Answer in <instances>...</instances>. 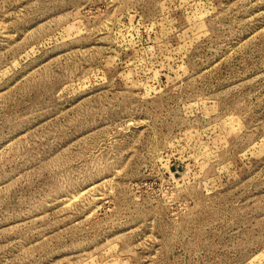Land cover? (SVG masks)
Masks as SVG:
<instances>
[{"label": "rangeland", "instance_id": "1", "mask_svg": "<svg viewBox=\"0 0 264 264\" xmlns=\"http://www.w3.org/2000/svg\"><path fill=\"white\" fill-rule=\"evenodd\" d=\"M0 264H264V0H0Z\"/></svg>", "mask_w": 264, "mask_h": 264}]
</instances>
